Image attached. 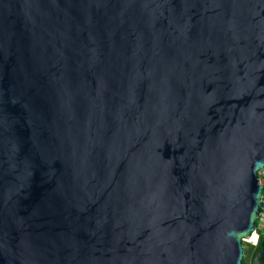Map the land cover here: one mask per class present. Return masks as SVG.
Returning <instances> with one entry per match:
<instances>
[{"label": "water", "instance_id": "95a60500", "mask_svg": "<svg viewBox=\"0 0 264 264\" xmlns=\"http://www.w3.org/2000/svg\"><path fill=\"white\" fill-rule=\"evenodd\" d=\"M263 167L264 0H0V264H243Z\"/></svg>", "mask_w": 264, "mask_h": 264}, {"label": "built area", "instance_id": "2783aa9c", "mask_svg": "<svg viewBox=\"0 0 264 264\" xmlns=\"http://www.w3.org/2000/svg\"><path fill=\"white\" fill-rule=\"evenodd\" d=\"M257 177H258V182L262 185L263 187V191L261 194V203H262V212L260 213L259 219L257 220V222H260L259 228L256 225V232L254 234H252V236L249 238V242L254 245L257 246L259 243V238H260V232H262V234L264 235V167L259 169L257 171Z\"/></svg>", "mask_w": 264, "mask_h": 264}, {"label": "trees", "instance_id": "16d2710c", "mask_svg": "<svg viewBox=\"0 0 264 264\" xmlns=\"http://www.w3.org/2000/svg\"><path fill=\"white\" fill-rule=\"evenodd\" d=\"M257 227L259 228V225H260V222L258 221L256 223ZM260 238H259V243L257 246H254L252 245L250 242H249V239H246V240H243L242 241V244H243V247H244V252H245V255H244V258H243V264H253V259H254V256L257 252V250L260 248L261 246V243L264 239V235L262 234V232H260Z\"/></svg>", "mask_w": 264, "mask_h": 264}]
</instances>
